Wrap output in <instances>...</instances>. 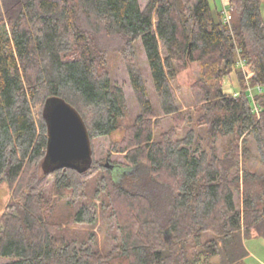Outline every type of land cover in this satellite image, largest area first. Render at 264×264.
<instances>
[{
	"label": "trees",
	"instance_id": "16d2710c",
	"mask_svg": "<svg viewBox=\"0 0 264 264\" xmlns=\"http://www.w3.org/2000/svg\"><path fill=\"white\" fill-rule=\"evenodd\" d=\"M228 2L229 23L216 0H0V183L10 189L0 264H246L244 238H264L262 179L252 167L264 170V22L261 0ZM110 54L125 66L139 113L108 155L123 154L114 166L146 171L134 188L93 154L82 170L42 168L47 98L74 106L91 142L128 117ZM189 62L199 72L182 112L172 81ZM232 72L237 89L226 91ZM167 117L172 126L162 130ZM97 206L118 223L106 254L71 228L93 225Z\"/></svg>",
	"mask_w": 264,
	"mask_h": 264
},
{
	"label": "rangeland",
	"instance_id": "374dc122",
	"mask_svg": "<svg viewBox=\"0 0 264 264\" xmlns=\"http://www.w3.org/2000/svg\"><path fill=\"white\" fill-rule=\"evenodd\" d=\"M138 1L140 6L144 7L148 0H138ZM216 5L219 8L220 5L218 0H216ZM260 11L264 22V0H261ZM137 48H138L137 55L139 58V62L143 67H145L146 64H145L144 52L140 47ZM247 70L248 72H251L250 69L247 68ZM109 72L111 79L123 88L126 97L127 106L129 109V115L123 122L122 126L119 127V129L115 130L110 135L101 136L92 140L91 147H93L92 154L94 155V160L98 162H106L109 160L111 161L110 162L111 164H116V163L119 164L124 162L123 154L111 151V154L108 155L110 151V145L114 141H121V140L124 141L126 135L128 134L127 132L128 127L126 126L127 125L126 122L132 120L139 113V108L125 66L122 60L119 57H117L115 54H110L109 56ZM198 72H199L198 63L189 62L185 68H183L178 72L176 79L172 81L173 92L177 98L178 104L182 108V112L183 111L186 112V109L192 107L189 106L192 96L190 90V84L194 81ZM144 76L146 78L147 86L149 87V93L151 95V99L154 104V107L157 108L158 110L157 101L155 95L152 92L150 78L146 71H144ZM236 79H237L236 72H232V74L225 77L223 81L224 89L226 91H236L237 89ZM154 119L155 118L152 119L153 122L155 121ZM173 123L175 125L174 120ZM161 126H162V130L169 129L172 126L170 117H167L162 122ZM179 133L180 135L183 134V132H179ZM220 148H221V144H220ZM253 161L255 162V160ZM252 167L259 171L262 179L259 184L258 198L261 196L264 197V170L263 168H260L257 162ZM111 170L114 180L127 188L136 187V185L134 184L137 181L138 176H144L146 172L139 169L130 170L129 168L119 165H115ZM96 173L97 172H95L94 174ZM49 180L50 182H52L53 180L52 176L49 177ZM9 199H10V189L5 182H2L0 183V215L2 214V212L5 211ZM71 200H73L72 197ZM97 203L99 204V200L96 201V204ZM86 206L90 210L94 209V206L92 207L90 203H87ZM100 208L101 207L99 206L96 207L97 217H96V222L93 225L78 223V224H71V228L77 230L78 233L84 237L90 235V237H92V245L96 249H98L101 253L106 254L108 251L112 250L113 245H115L117 242V235L119 233L117 227L118 223L115 220L114 216L112 215L111 208H105V210L103 211ZM66 212H67L66 205L62 203L59 210H57V213L59 215H63ZM243 242L245 248L248 251V255L245 258V263L264 264V238L258 235L255 231H252L249 235H247L244 238ZM4 260L5 259L0 258V262H3Z\"/></svg>",
	"mask_w": 264,
	"mask_h": 264
},
{
	"label": "water",
	"instance_id": "95a60500",
	"mask_svg": "<svg viewBox=\"0 0 264 264\" xmlns=\"http://www.w3.org/2000/svg\"><path fill=\"white\" fill-rule=\"evenodd\" d=\"M43 116L47 123L44 172L63 166L80 170L88 166L92 161L91 139L77 109L63 98L51 96L45 101ZM105 166L114 167L108 161Z\"/></svg>",
	"mask_w": 264,
	"mask_h": 264
},
{
	"label": "built area",
	"instance_id": "2783aa9c",
	"mask_svg": "<svg viewBox=\"0 0 264 264\" xmlns=\"http://www.w3.org/2000/svg\"><path fill=\"white\" fill-rule=\"evenodd\" d=\"M219 2V10L221 11L222 15H223V19L224 21H226L227 23H229L230 19H231V9H232V6L229 4L228 0H218ZM244 73H245V76L246 78L250 77L253 72H248L247 70V67L244 66V65H241ZM236 93H234L235 95Z\"/></svg>",
	"mask_w": 264,
	"mask_h": 264
}]
</instances>
